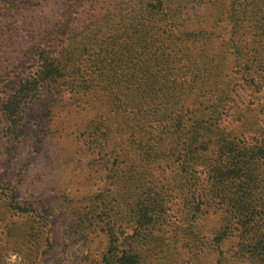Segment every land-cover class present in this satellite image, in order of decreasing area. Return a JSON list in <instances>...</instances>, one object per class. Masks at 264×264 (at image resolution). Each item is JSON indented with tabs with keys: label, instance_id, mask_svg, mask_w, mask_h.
Here are the masks:
<instances>
[{
	"label": "rangeland",
	"instance_id": "obj_1",
	"mask_svg": "<svg viewBox=\"0 0 264 264\" xmlns=\"http://www.w3.org/2000/svg\"><path fill=\"white\" fill-rule=\"evenodd\" d=\"M221 1L201 28L205 52L222 62L218 82L178 118H145L150 124L139 131L117 91L109 102L69 71L38 82L42 61L56 60L60 0H0V264H125L123 252L136 264H264V153L256 155L264 144V35L239 37L253 26L246 22L231 41ZM217 132L245 152L230 164L243 166L241 176L233 173L221 187L226 195L217 194L246 201L243 225L225 199L204 197L216 180L202 166L196 187L171 183L184 169L186 138L196 134L193 155L203 165L222 154ZM139 142L169 155L145 167L152 177L141 175ZM193 191L204 198L195 222L186 205ZM159 200L166 201L161 222L150 209ZM228 213L235 222L224 224ZM221 227L225 235L212 245Z\"/></svg>",
	"mask_w": 264,
	"mask_h": 264
},
{
	"label": "trees",
	"instance_id": "obj_2",
	"mask_svg": "<svg viewBox=\"0 0 264 264\" xmlns=\"http://www.w3.org/2000/svg\"><path fill=\"white\" fill-rule=\"evenodd\" d=\"M215 3L216 0H60L61 14L51 43L57 48L56 60L42 61L38 67V82L63 77L65 71H69L78 86L84 85V91L103 92L109 102L116 101L117 91L123 109L129 110L131 118H139L136 123L139 131L142 130L141 125L144 127L150 124L145 118H178L181 108L187 102L198 94L208 95L218 82L222 62L205 52L209 38L207 31L201 29L213 19L210 13L215 9ZM219 5L232 32L231 41H235L240 25L246 22L253 26L248 31L242 26L239 37L253 41L262 39L264 0H222ZM73 16L75 23L70 25ZM235 45L233 43L231 48H236ZM155 100L161 101V104L151 107L150 104ZM196 122L192 121L193 127ZM223 132L213 136L215 141H219L222 154L210 162L204 158L203 165H200L199 156L193 155L196 134L191 135L193 140L186 138L188 142L185 141L182 155L184 169L173 176L171 183H183L184 180L187 189H192L202 180L201 172L198 173L195 167L202 166L211 174L209 177L216 180L204 197H221L220 200H226L227 196L217 194L226 195L221 187L230 181L233 173L238 175L239 171L241 176L243 166L231 168L230 164L236 161L234 155L243 157L245 152L237 149L234 142L228 141ZM157 141L160 142V139ZM155 142L153 144L156 146ZM155 146L144 142L135 146L138 156L144 161L141 164L144 166L141 172L143 176L148 174L152 177L150 170L145 167L155 165L159 156L162 155L165 161L169 158V155ZM256 150V155L263 157L261 153H264V144ZM252 161H249L250 165ZM179 185L173 188L178 189ZM187 195L189 199L186 205L192 216L191 222H195L204 198L194 191ZM13 199L10 198L8 205ZM164 200L150 203L159 204L157 208H150L154 212L152 214L157 216L155 219L151 216L153 221H165L166 212L162 209L166 202ZM245 203L236 201L225 204L232 206L234 212H231L240 217L238 223L241 225L246 214ZM228 214L224 224L230 223L227 219L235 222V217ZM147 219L149 222L150 218ZM222 228L217 230L218 234L215 233L214 238L212 236V245L221 243L225 235ZM120 260L125 264H136L135 258H130L125 252Z\"/></svg>",
	"mask_w": 264,
	"mask_h": 264
}]
</instances>
